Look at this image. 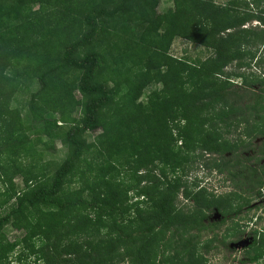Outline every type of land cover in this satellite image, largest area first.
<instances>
[{
    "label": "trees",
    "instance_id": "obj_1",
    "mask_svg": "<svg viewBox=\"0 0 264 264\" xmlns=\"http://www.w3.org/2000/svg\"><path fill=\"white\" fill-rule=\"evenodd\" d=\"M162 1L0 0V264L21 247L4 228L22 216L31 241L16 259L33 264H206L202 233L233 218L219 242L241 237L236 216L264 192V165L239 158L264 138V0ZM176 39L210 54L174 57ZM22 91L25 113L11 106ZM56 142L66 156L42 163ZM199 163L240 177L235 189L184 183ZM252 234L259 262L264 231Z\"/></svg>",
    "mask_w": 264,
    "mask_h": 264
},
{
    "label": "rangeland",
    "instance_id": "obj_2",
    "mask_svg": "<svg viewBox=\"0 0 264 264\" xmlns=\"http://www.w3.org/2000/svg\"><path fill=\"white\" fill-rule=\"evenodd\" d=\"M229 0H217L220 4H225ZM248 1V0H247ZM251 1V0H249ZM172 5V0H163L159 6V11H164L166 8L170 7ZM255 7V6H254ZM258 22L254 21L253 23H249L246 26H253L256 25ZM186 51V52H185ZM171 54L174 55V57L177 58H183L193 61L197 58H200L201 60L206 59L209 56V52L203 50L201 47L192 46L190 43H188L186 40L183 39H176L174 40L172 46H171ZM231 67H234L233 65ZM253 70L260 74L262 70L260 68L253 67ZM240 80L238 79L237 82ZM236 82V83H237ZM236 86L239 87V84ZM38 87L37 83H34L30 87V91L36 90ZM150 89H161V84L156 83L150 87ZM255 89H258V86L255 87ZM29 98L28 91H22L19 92L13 99L11 106L13 108H19L23 113L26 112L25 105L26 100ZM144 97L142 98V100ZM31 130L30 125H25V131L29 132ZM98 133V132H97ZM96 135L95 133H90V138H93ZM227 137L233 139L234 135L226 134ZM48 137H44L43 140L47 141ZM262 137H258L256 139H253V144L251 148L246 150L245 152H239L240 153V159L243 161L246 160V158H249L248 162H245L246 166H261L264 165V157L261 156L260 152V146L263 142ZM56 150H46L44 149V152L42 154V163L46 162H61L64 157L66 156V148L61 145L59 142L55 143ZM39 149H41V146H39ZM241 151V150H240ZM206 155V161H209L212 157H207ZM5 156L2 154L0 155V162L2 159H4ZM216 158V157H215ZM259 159V160H257ZM245 166V167H246ZM1 167V166H0ZM243 168L244 173H246V168ZM240 167L237 168L239 170ZM189 171L184 175L183 173V182L189 185L190 187H194L196 184H198L199 187H204L207 189L208 192H211L215 195H223L226 194L229 191H233L235 189V181H239L240 177H237L235 180L231 179L227 172L221 174L215 171L214 169H208L204 167L203 164H194L191 165L188 169ZM235 171V168L233 169ZM15 177H14V183L17 185V187H23V182L20 176V172L17 168L14 169ZM244 177V176H243ZM244 178H241V181ZM245 188V187H244ZM4 190V184L2 182V179L0 178V192ZM132 199H130V203L136 202L137 200L144 201V198L138 197L134 194V191L130 193ZM247 195H252L253 192H247ZM136 196V197H135ZM251 204L249 206H246L243 208L242 213L239 216H236V221H238L239 225H241V230H243V233L241 234V239H238L237 237L229 238L226 241L227 245H223L219 243L218 241L214 243L211 248L206 249L204 247L206 241L210 239L213 234L221 235L223 230L226 228V226L229 224V221L224 225L221 226L220 229L214 230L213 232H204L202 233V237L198 240V250L197 253L199 255H203V257L206 259V264H237L239 262V259L241 261H245V258L242 255V248L241 245L245 244V241H247L248 237L252 235L253 230L255 228L263 229L264 230V194L261 198H255V196H251ZM144 204H141L143 206ZM193 206L192 200H186L184 197V194L180 192L178 198H177V207H180L182 210H189ZM135 213V212H133ZM209 219L206 221V223L210 222H217L221 216L217 212H212L209 214ZM28 220V217L22 216L20 219L16 220L15 222L9 224L7 227L4 228V234L8 238L9 241H17L20 240V248H18L13 255H11V258L9 259L12 264H33L34 255L25 253V256L22 260H17V255L22 250V247H26L23 245H28L31 241L28 234H26L22 229L21 226ZM232 222V221H231ZM248 235L247 238H245V235ZM245 236V237H244ZM219 239V238H218ZM245 239V240H244Z\"/></svg>",
    "mask_w": 264,
    "mask_h": 264
},
{
    "label": "flooded vegetation",
    "instance_id": "obj_3",
    "mask_svg": "<svg viewBox=\"0 0 264 264\" xmlns=\"http://www.w3.org/2000/svg\"><path fill=\"white\" fill-rule=\"evenodd\" d=\"M230 219H233V218H228L226 221L228 222V220H230ZM219 220H221V218L219 219ZM226 222V223H227ZM225 223V224H226ZM229 225V224H228ZM227 225V226H228ZM224 226V225H223ZM254 230H257V231H264L263 229H258V228H255ZM253 230V231H254ZM224 232H225V229L223 230ZM222 235H223V232H222V234L221 235H218V237L217 238H219L218 239V242H219V240H222L221 239V237H222ZM246 236V237H245ZM244 237L245 238H247L248 237V235L246 234ZM238 239H241V237L240 238H238ZM245 240V239H244ZM254 236H253V234L252 235H250L249 237H248V239H247V241H245V244L244 245H241V248H242V255H243V257L245 258V260H246V262L245 261H241L240 259H239V262L237 263V264H264V256L261 258V259H259L258 261L259 262H250L249 261V259L247 258V256H246V253L248 252V250H250V248H251V246H252V243H254ZM217 242V241H216ZM216 242H214V243H216ZM213 243V244H214ZM220 243V242H219ZM222 244V243H221ZM223 245H227V244H223Z\"/></svg>",
    "mask_w": 264,
    "mask_h": 264
},
{
    "label": "clouds",
    "instance_id": "obj_4",
    "mask_svg": "<svg viewBox=\"0 0 264 264\" xmlns=\"http://www.w3.org/2000/svg\"><path fill=\"white\" fill-rule=\"evenodd\" d=\"M257 24H258V23H257ZM257 24H256V25H257ZM263 194H264V192H263Z\"/></svg>",
    "mask_w": 264,
    "mask_h": 264
}]
</instances>
